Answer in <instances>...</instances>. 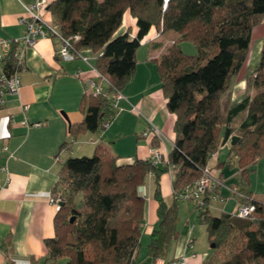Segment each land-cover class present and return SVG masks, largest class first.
I'll list each match as a JSON object with an SVG mask.
<instances>
[{"label": "trees", "instance_id": "trees-1", "mask_svg": "<svg viewBox=\"0 0 264 264\" xmlns=\"http://www.w3.org/2000/svg\"><path fill=\"white\" fill-rule=\"evenodd\" d=\"M46 7L60 35H79L75 50L91 51L93 66L108 83L103 93L83 94V117L70 127L71 139L85 131L102 133L104 122L114 117L113 94L132 79L136 49L151 27L177 36L157 60L166 106L174 115L173 147L166 165L150 158L117 164L118 157L99 144L91 156L64 158L52 191L61 196V203L54 236L44 240V264H135L145 211L138 188L149 173L155 177L157 225L146 253L153 260L164 257L178 235L181 200L175 193L193 184L226 143L227 159L217 161L216 178L223 180L220 168L226 163L236 168L238 185L245 189L239 203L253 204L254 211L249 217L233 211L214 215L207 196L201 205L193 203L195 221L205 225L213 251L229 248L214 264L264 263V202L251 197L250 190V174L264 157V37L257 62L245 77L242 97L226 110L221 107L222 95L247 58L252 30L264 21V0H167L165 7L164 0H53ZM126 11L135 18L132 37L129 31L115 34ZM184 41L196 52L186 53ZM15 48L13 43L1 59L0 74L7 78L21 69ZM251 89L256 90L253 95ZM69 144L63 143L67 148ZM168 169L174 174L170 202L159 184L160 174ZM235 233L239 238L231 237Z\"/></svg>", "mask_w": 264, "mask_h": 264}, {"label": "crops", "instance_id": "crops-1", "mask_svg": "<svg viewBox=\"0 0 264 264\" xmlns=\"http://www.w3.org/2000/svg\"><path fill=\"white\" fill-rule=\"evenodd\" d=\"M32 2L34 0H0V38L14 40L24 34L25 28L19 18L27 15L26 9ZM41 18L52 19L47 7L41 11ZM136 30L135 18L126 11L115 34L129 31L132 37ZM176 36L172 31L150 28L136 49L135 72L121 91L122 98L117 102L114 117L102 133L85 131L74 140L69 129L82 119L81 99L84 93L91 92L74 71L81 68L85 71L84 77L91 75L92 52L80 51L88 57V62L80 58L64 61L58 55L59 38L50 34L24 47L18 72L19 89L5 92L0 104V163L6 165V170L0 171V264L7 260L14 264H44V240L54 236L57 212L56 205L48 198L56 186L64 158L77 156L88 145L94 151L99 144L118 157L117 164H130L135 158H149V147L153 144L162 152L159 165H166L167 155L173 147L174 115L166 106L157 60ZM1 66L0 62V69ZM243 80L238 81L239 89L230 98L229 106L242 97ZM149 122L161 130L163 138L160 142L154 141L151 133L141 136ZM64 142H70L68 148ZM228 149L226 143L209 162L215 176L219 172L217 161L227 159ZM227 165L220 168L222 172ZM229 168L230 171L234 169ZM165 171L169 173L172 188L174 174L170 169ZM154 178V174L149 173L141 189L138 188V193L145 199V211L135 264H167L179 257L185 258V264H214V251L207 249L206 227L196 223L197 210L190 201H178V235L170 243L166 255L153 260L146 253L150 234L157 225V203L155 199V205L151 203V187H146L145 183L151 180L155 183ZM221 178L220 198L210 200V206L214 205L219 213L226 211V198H229L234 200L233 211L245 189L238 185V170L231 178L225 173ZM154 190L155 186L153 198ZM234 190L238 195L233 194ZM172 191L169 200L166 199L169 202L173 198ZM251 197L256 198L253 193Z\"/></svg>", "mask_w": 264, "mask_h": 264}, {"label": "built area", "instance_id": "built-area-1", "mask_svg": "<svg viewBox=\"0 0 264 264\" xmlns=\"http://www.w3.org/2000/svg\"><path fill=\"white\" fill-rule=\"evenodd\" d=\"M167 0H164V7L166 6ZM48 0H34L27 7V15L21 16L19 22L24 26V34L17 39L9 40L5 38H0V62L4 54L11 50L12 44L14 43L16 48L14 51V57L17 60L19 66H22V54L23 49L27 45H33L38 38L47 37L50 35H56L60 40V46L58 49L59 57L64 61H73L77 58L88 62V57L83 55L80 51L77 52L74 48V43L79 39L78 34L63 36L59 34V27L53 20L45 21L41 18V11L47 6ZM89 71L91 75L84 77V69L78 68L74 71V75L89 87L91 93L98 94L105 92V87L108 84L107 79L101 75V73L91 64H89ZM16 70L11 77L7 78L3 74H0V104L1 97L5 92H17L20 86V78ZM122 98L120 91L113 94V104L117 108L118 100ZM26 108V106H24ZM110 118L104 122V127L110 122ZM39 123H35L37 125ZM149 133L152 134L154 141L162 140L161 130L149 122L148 128L141 131V136H146ZM149 158L152 159L154 163H160L163 159L162 152L156 145H150L149 147ZM216 154L212 155L214 158ZM59 159V158H58ZM6 170V165L0 163V171ZM1 185V183H0ZM223 185V181L216 178L215 172L212 166L209 164L202 169L201 176L193 183L183 186L180 190L175 193V197L181 201H190L196 205H201L205 197L212 199H217L219 197L220 186ZM141 187H139V190ZM144 195V191L142 192ZM220 198V197H219ZM48 201L55 204L57 209L61 203V196L58 194H50ZM254 211L253 204L239 203L233 210V213L238 217H249ZM167 264H185V258L179 257L170 260Z\"/></svg>", "mask_w": 264, "mask_h": 264}, {"label": "rangeland", "instance_id": "rangeland-1", "mask_svg": "<svg viewBox=\"0 0 264 264\" xmlns=\"http://www.w3.org/2000/svg\"><path fill=\"white\" fill-rule=\"evenodd\" d=\"M263 37H264V21H262L261 24L255 26L252 30L250 48H249V52L247 54V58L244 61V63L242 65L240 71L238 72V74L232 78L230 87L228 88V90L225 92V94L221 98V107L223 110H226L229 107L230 98H232L234 92L239 89V86L237 84H238V81L240 80V78L242 80L244 79L243 80L244 81L243 87L241 89V94L243 95L244 88H245V77L249 74V70L251 69V67L253 65H255L257 62L256 56L259 52V48H260V45L262 43ZM181 47L186 53L192 54V53L196 52L195 48L193 47V45L190 42H187V41L181 42ZM255 92H256L255 89L250 90V93L252 95ZM89 134H92L91 131H89ZM93 147H95V146H92V148ZM80 151H81V152H79L80 154H78L79 156H81V155L91 156L93 154V149H90L89 145ZM212 159H215V157ZM219 159H221V156L219 157ZM229 167L230 166L228 164L227 167L225 168L224 172H223V173H225L227 178L233 177L235 172H237L236 168H234L230 171ZM254 167H255V170L252 171L250 174V190L253 192L254 197H256L257 199H260V200H264V157H261L260 159H258L257 163H255ZM216 170H217V168H216ZM159 184H160V190H161L162 196L164 198L166 197L165 199L169 200V196L171 194L172 188H171L170 176H169V173L167 171H163L161 173V176L159 178ZM145 185H146V187H149V188L151 187V195H149L150 196L149 198H150L151 203L155 205V200L152 196L155 183L153 180H151L149 182L147 181L145 183ZM241 196H239V197H241ZM226 200H227L226 201L227 208L225 210L231 212L232 207L234 205V200L233 199L229 200V198L228 199L226 198ZM211 208H212V214H214V215L219 214V211L215 210L214 205H212ZM156 223H155V225H156ZM231 237L232 238L233 237L239 238V234L235 233V234L231 235ZM207 249H209L210 251H213V247H211L210 242L207 243ZM228 253H229V248L227 249L226 247L215 250L214 251V263L216 262V260L222 259ZM259 264H264V263L260 262Z\"/></svg>", "mask_w": 264, "mask_h": 264}, {"label": "water", "instance_id": "water-1", "mask_svg": "<svg viewBox=\"0 0 264 264\" xmlns=\"http://www.w3.org/2000/svg\"><path fill=\"white\" fill-rule=\"evenodd\" d=\"M230 143L233 145L234 143H235V136H233L232 138H231V141H230ZM73 220V217L71 218V221ZM215 246V244L214 243H211V247H214Z\"/></svg>", "mask_w": 264, "mask_h": 264}]
</instances>
